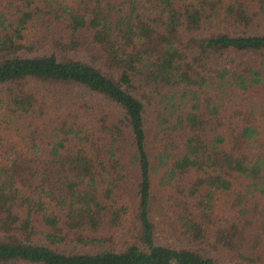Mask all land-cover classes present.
<instances>
[{"label": "trees", "instance_id": "obj_1", "mask_svg": "<svg viewBox=\"0 0 264 264\" xmlns=\"http://www.w3.org/2000/svg\"><path fill=\"white\" fill-rule=\"evenodd\" d=\"M0 90V264H264V0H0Z\"/></svg>", "mask_w": 264, "mask_h": 264}, {"label": "rangeland", "instance_id": "obj_2", "mask_svg": "<svg viewBox=\"0 0 264 264\" xmlns=\"http://www.w3.org/2000/svg\"><path fill=\"white\" fill-rule=\"evenodd\" d=\"M68 95V94H66ZM69 96V95H68ZM99 110V109H98ZM105 110L109 114V118L114 120L119 113L116 111V108L108 104L105 106ZM9 110L7 109L6 97L3 90H0V134H8V133H16L20 128V121L16 116L10 115ZM127 156L129 157V152H126ZM134 180L135 177H127L124 180V188L122 191V196L124 199L128 197L130 199L134 194Z\"/></svg>", "mask_w": 264, "mask_h": 264}]
</instances>
